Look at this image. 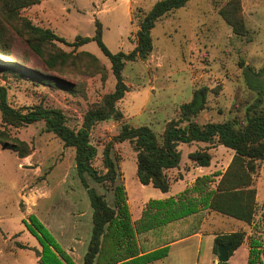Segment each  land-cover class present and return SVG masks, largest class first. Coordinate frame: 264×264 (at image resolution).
<instances>
[{"label": "rangeland", "instance_id": "374dc122", "mask_svg": "<svg viewBox=\"0 0 264 264\" xmlns=\"http://www.w3.org/2000/svg\"><path fill=\"white\" fill-rule=\"evenodd\" d=\"M159 0H40L21 10L35 25L51 28L59 36L73 42L77 35L94 36L96 21L102 23L103 41L112 52L131 51L137 43V32L145 14ZM230 0H190L157 21L151 30L153 51L146 60L128 61L124 78L129 86L126 96L118 102L124 113L121 120L110 118L99 122L91 131L92 143L98 148L94 166L104 171L105 145L117 135L123 123L148 125L160 136L169 120L179 118L180 107L192 99L199 87L209 88L207 107L195 119L200 124L245 119L249 106L264 93L250 88L245 70L251 67L258 79H264V0H240L247 33L239 35L222 17L219 10ZM14 56L0 54V62L24 65L53 77L49 84L0 68V84L8 90L10 104L15 108L42 105L63 111L71 127L81 126L83 116L94 103L113 91L116 78L110 59L95 40L74 50L67 42L55 41L62 50L78 57L61 68H49L27 41L10 24ZM89 51L107 68L106 78L92 68L90 59L79 55ZM257 81V80H256ZM60 84H56V83ZM64 82L70 84L63 86ZM0 129L29 144L31 153L19 156L14 149L0 143V264H41L42 246L24 220L37 215L48 231L77 264H84V255L92 231L90 197L77 174L75 152L52 131L44 120L14 126L2 121ZM207 143L181 145L184 155L181 172L189 162L188 154L207 147ZM212 170H225L234 151L223 145H211ZM112 155L118 158L120 178L131 201L133 218L140 213L147 196L163 193L159 188L144 185L137 176V152L130 141L115 142ZM187 156V157H186ZM170 176V175H169ZM172 173L170 193L182 190L184 181ZM88 184L105 194L110 204L114 196L110 183L96 182L86 174ZM259 191L258 217L264 210V160L255 178ZM220 216L221 214H213ZM245 225V223H243ZM207 232L228 228L219 218L206 222ZM264 239V221L262 225ZM218 233H224L218 231ZM195 243V244H194ZM197 239L170 246L166 257L146 264H211L206 244L198 252ZM240 252L231 264H245ZM213 263L218 255L213 252ZM247 263V262H246Z\"/></svg>", "mask_w": 264, "mask_h": 264}, {"label": "trees", "instance_id": "16d2710c", "mask_svg": "<svg viewBox=\"0 0 264 264\" xmlns=\"http://www.w3.org/2000/svg\"><path fill=\"white\" fill-rule=\"evenodd\" d=\"M189 1H157L140 22L136 46L129 52H112L103 41L102 23L98 20L94 36L77 35L73 42H69L51 28L35 25L21 15V10L40 0H0V54L14 56L11 48L13 36L7 26L10 24L49 68L65 67L78 57L72 51L62 50L55 41L67 42L77 50L79 46L95 40L111 62L116 78L115 89L89 107L78 128L68 124L66 115L60 109L42 105L23 109L13 107L9 102L7 88L0 84V111L4 124L21 126L44 120L46 129L55 133L65 146L75 152L77 174L88 190L93 209L92 231L84 264H146L166 257L173 242L200 232L211 211L234 217L252 226V233L248 235V264H264V210L261 217H257L261 204L255 186L256 173L264 160V108L259 105L261 99L247 108L243 121L231 118L200 124L195 117L207 107L209 88L199 87L193 91L192 99L181 105L179 118L169 120L160 136L148 125L123 123L120 132L104 147L105 170L99 171L93 163L98 148L92 143V129L99 122L110 118L121 120L124 117L117 104L129 91L124 78L126 63L146 60L153 51L151 30L157 21ZM219 13L235 33H247L240 0H230ZM79 55L90 59L89 65L106 78L108 70L95 54L82 51ZM0 68L44 84L57 81L24 65L0 62ZM247 68L244 72L247 84L259 93H264V79H258V73L251 67ZM261 72H264V68ZM69 85L64 82L63 86ZM127 140L137 152V176L140 182L151 184L163 192L171 188L168 170L179 167L182 144H208L206 148L188 154L190 160L203 167H209L212 163V153L209 151L211 145H223L233 150L234 154L224 171L215 170L199 175L191 185L174 196L150 198L140 217L133 220L126 186L122 180L118 181L121 175L120 164L118 158L112 155L114 143ZM0 143L14 149L21 157L31 153L27 142L3 129H0ZM86 174L96 182L110 183L113 204L109 203L105 194L97 192L88 184ZM28 220L24 222L42 246L39 255L41 264H77L37 215L30 214ZM246 236L243 230L217 234L213 251L218 255V245L229 244V254L232 256L244 243Z\"/></svg>", "mask_w": 264, "mask_h": 264}, {"label": "crops", "instance_id": "0c3cea01", "mask_svg": "<svg viewBox=\"0 0 264 264\" xmlns=\"http://www.w3.org/2000/svg\"><path fill=\"white\" fill-rule=\"evenodd\" d=\"M183 160H184V155L182 154V160L180 162L179 167L172 168V169L168 170V174L170 175V179H171L172 173L178 172V174L180 176H179V179L176 180V182L184 181V186H182V190L181 191H183L187 186L191 185L194 182V180L196 179L197 176L203 175V174H207V173H212L213 171L217 170V167L212 170V163H211V165L209 167H203V166H198L194 161L188 159L189 160L188 164L186 165V167L183 168V171L181 172L180 166H181V164H183ZM173 182H175V180L173 179V181H172V179H171V183H173ZM181 191H179V192H181ZM176 194H171L170 190H169L168 192H163V193H160L159 195L156 194V197L157 198H167V197H170V196H174ZM150 198H154V197L147 196L146 198L143 199V201L141 202L142 209H140V213L136 216V218H133L132 207L130 206L133 220H135V219L140 217L145 203ZM257 199H259V191H258V189H257ZM259 203L261 204L260 201H259ZM129 204L131 205V201H129ZM211 212H212V220L219 218V222H221L226 227H228L227 229L226 228H218L219 229L218 231H223L224 233H230V232H233V231L243 230V231H245L247 233V236H246V239H245L244 243L237 250H235V252H234V254L232 256L229 257L228 264H231V262L233 261L234 256H237L240 252L246 258V260L244 258L245 264H248V254H249V249H250V246H249V243H248V235H250L252 233V226H250L246 222H244L242 220H239V219H236L234 217L227 216V215L221 214V213L216 212V211H211ZM216 213L221 214V215L220 216L213 215V214H216ZM209 216H210V212L207 214V216H206V218L204 220V223L202 225V229L200 230V232H198L196 234H193L191 236H188L186 238H183L181 240L173 242L171 244V247L176 245V244H179L181 242H186V241L190 242L193 239L194 240L197 239V246L199 247L198 248L199 249L198 252L200 253L201 252V248L203 247L204 244H206V248L208 247V249H209L208 251L210 252L209 254L211 255L210 256L211 264H215L212 261V254L214 252L213 251V246H214V240H215L216 235L220 234V233H218L217 229L209 231V232H207L205 230L204 226H206V222H207ZM243 223H245V225H243ZM197 264H200V262L198 261ZM216 264H217V261H216Z\"/></svg>", "mask_w": 264, "mask_h": 264}, {"label": "water", "instance_id": "95a60500", "mask_svg": "<svg viewBox=\"0 0 264 264\" xmlns=\"http://www.w3.org/2000/svg\"><path fill=\"white\" fill-rule=\"evenodd\" d=\"M229 251H230L229 244L218 245V264H228V260L230 257Z\"/></svg>", "mask_w": 264, "mask_h": 264}]
</instances>
